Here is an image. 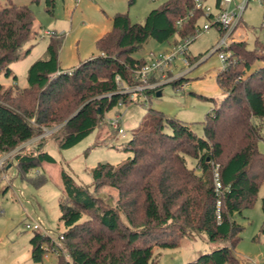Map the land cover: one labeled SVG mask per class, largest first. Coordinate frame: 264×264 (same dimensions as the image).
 <instances>
[{"label": "trees", "instance_id": "obj_1", "mask_svg": "<svg viewBox=\"0 0 264 264\" xmlns=\"http://www.w3.org/2000/svg\"><path fill=\"white\" fill-rule=\"evenodd\" d=\"M9 1L6 6L0 3V75L7 76L37 34L32 8ZM183 2L165 0L144 22L115 12L112 28L96 40L98 52L71 70L59 59L62 35L54 36L46 55L29 65L25 86L0 82V155L41 136L33 147L14 154L19 176L36 186L47 181L40 172L28 176L32 169L56 161L44 148L46 127L62 124L50 138L70 147L120 101L128 102L116 77L126 85L137 82L135 72L146 58L134 52L146 42H165L175 35V44L195 32L200 12L182 27L175 23L173 16L184 12ZM45 4L53 12L55 0ZM256 42L253 48L245 40L230 44L235 61L217 73L225 96L207 112L203 136L189 123L150 108L149 118L126 139L124 149L132 155L120 164L100 162L91 168L93 188L61 171L67 194L59 200L64 230L59 233L63 239L58 264H155L156 248L177 247L202 234L220 246L182 264L238 263L235 250L245 226L237 217L253 204L264 181V153L258 147L264 139V41ZM181 81L171 82L177 86ZM186 155L197 160V167L186 165ZM103 187L117 190L114 203L98 195ZM51 240L41 232L33 234L34 263L43 264Z\"/></svg>", "mask_w": 264, "mask_h": 264}, {"label": "rangeland", "instance_id": "obj_2", "mask_svg": "<svg viewBox=\"0 0 264 264\" xmlns=\"http://www.w3.org/2000/svg\"><path fill=\"white\" fill-rule=\"evenodd\" d=\"M164 1L135 0L130 4L129 0H55L54 10L51 12L47 10L45 0L38 2L12 0L17 4H28L32 8L35 15L33 29L37 34L32 36L24 48L26 50L30 47V51L10 65L12 69L10 76L4 73L0 75V82L6 85L17 83L20 87L25 86L29 65L37 58L46 55L47 46L54 36L62 35L60 59L63 66L71 70L78 64V61H75L77 56L84 60L88 57L84 55L87 52H97L95 38L111 28L110 16L113 13L127 12L132 22H144L149 11L163 4ZM215 2L216 0H207V4L213 8ZM0 3L6 6L10 5L11 1L0 0ZM262 18L261 6L257 1H250L237 31L242 34L239 37L247 42L249 48L259 44V42L255 43L256 40L263 39ZM46 30L51 34H45ZM219 38L220 32L215 27L198 33L189 45V54L199 56L192 61L194 66L190 70L187 65L183 68L184 64L180 57L174 60L172 70L170 69L167 74L170 75L172 72L177 74L187 70L181 77V84H186L183 90H177L176 84L164 81L157 85L162 87L156 91L136 94L135 99L129 98L128 102H122L106 112L94 130L70 147H60L50 138L49 134L62 124L46 127L45 133L42 134L46 141L44 148L55 157L56 161L34 168L28 174V176H35L39 172L44 174L47 181L43 185L36 186L19 176L17 161L13 158L16 152L33 147L41 136L2 154L7 155L6 164L12 159L13 162L8 168L6 164L5 169L0 168V264H39L34 263L31 258L30 239L33 234L41 232L57 239L59 233L64 230L59 219V200L67 192L62 182L61 171H67L77 182L89 184L90 188H93L91 168L100 162L120 164L132 155L129 150L124 149L126 139L131 137L142 121L149 118L152 113L150 108L189 123L198 135L203 136V120L207 112L225 96V91L217 81V73L222 69V62L218 51L209 52ZM174 39L175 35L165 42L150 39L134 52V56L142 58L148 57L150 51L156 53L170 51L174 48ZM159 90L161 93L158 95ZM116 114L121 116V125L127 132L125 138H122L109 122V118ZM258 147L264 153V139L259 140ZM185 159L189 168L197 167L195 158L186 155ZM196 171L199 172L200 169L197 168ZM97 193L111 203L118 198L117 190L111 187H103ZM263 197L264 181L253 204L246 207L242 215L237 217V220L245 226L235 250L237 264H264ZM35 221L40 222L41 229L26 227L27 223ZM218 246L220 245L211 242L205 234L195 235L186 238L180 246L156 248L155 264H182L195 259L200 252H208ZM42 263L58 264V253L50 252Z\"/></svg>", "mask_w": 264, "mask_h": 264}, {"label": "built area", "instance_id": "obj_3", "mask_svg": "<svg viewBox=\"0 0 264 264\" xmlns=\"http://www.w3.org/2000/svg\"><path fill=\"white\" fill-rule=\"evenodd\" d=\"M250 1L252 0H216L213 8L207 4V0H184L181 5L184 12L173 16L175 23L178 27H182L193 18L197 12H200L201 19L195 25V32L180 39L170 51L166 50L160 53L150 51L149 56L146 58V63L135 72L137 82L134 84L126 85L120 79V76L117 75L116 78L120 90L123 93L128 94L130 99H135L136 94L145 93L147 89L156 88L158 84L164 81L171 82L181 78L187 70L181 71L177 74L172 72L170 75H168L167 72L170 71L174 64V60L178 57H180L184 64L183 68L187 65L189 68L188 70H190V68L194 66L193 62L190 60L191 54H189V45L196 38L198 33L209 30L211 27H215L219 30L220 38L209 52L213 53L214 51H218V56L222 62V68L227 67L232 61H235L233 51L229 48L230 44L235 41H242V38L239 37L242 34L237 31ZM254 1L258 2L263 11L261 28L264 33V0ZM201 20H203L202 24ZM45 34L49 35L51 32L46 30ZM262 41H264V35ZM184 88H186V84H181L180 82L177 85V90H183ZM118 104H122V101ZM109 122L122 138L127 136L125 128L121 125V116L119 114L110 117ZM6 160L7 155H0V168L5 169L4 165L6 164ZM217 186H220L219 182H217ZM26 227L34 230L42 228L38 221L27 223ZM62 239V234H59L57 239L52 238L51 242L53 243V246H45V257H48L50 252L54 251L59 253L61 251Z\"/></svg>", "mask_w": 264, "mask_h": 264}, {"label": "crops", "instance_id": "obj_4", "mask_svg": "<svg viewBox=\"0 0 264 264\" xmlns=\"http://www.w3.org/2000/svg\"><path fill=\"white\" fill-rule=\"evenodd\" d=\"M113 14H114V13H113ZM113 14H112V15H113ZM112 15L110 16L111 28H112ZM111 28H110V29H111ZM110 29L106 30L105 32H103L102 34H100L98 37L96 36L97 38H95V41H96L100 36H102V35L105 34L107 31H109ZM97 52H98V51H97ZM97 52H96V53H97ZM87 53H88V54H87ZM87 53L84 54V55H88V57H87V56H84V57L89 58L91 55L95 54L94 51L87 52ZM89 53H90V54H89ZM192 56H194V55H192ZM87 58H84V60L87 59ZM144 58H147V57H144ZM59 59H60V54H59ZM81 59H82V58L79 59V56H77L76 59H75V61H78V64H79L80 62L83 61V60H81ZM60 62H61V65L63 66V64H62V60H61V59H60ZM76 65H77V64H76ZM76 65H75V66H76ZM73 67H74V66H73ZM63 68H65V67L63 66ZM70 68H72V67H70ZM65 69H69V68H65ZM44 165H45V164H43V166H44Z\"/></svg>", "mask_w": 264, "mask_h": 264}, {"label": "water", "instance_id": "obj_5", "mask_svg": "<svg viewBox=\"0 0 264 264\" xmlns=\"http://www.w3.org/2000/svg\"><path fill=\"white\" fill-rule=\"evenodd\" d=\"M161 93V91L159 90V91H157V94L159 95ZM9 166H11V163H9L8 165H7V168L9 167Z\"/></svg>", "mask_w": 264, "mask_h": 264}]
</instances>
